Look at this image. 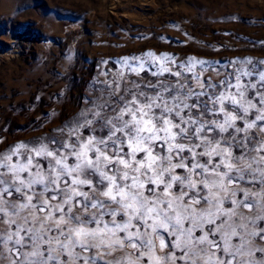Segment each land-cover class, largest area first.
<instances>
[{
	"label": "snow or ice",
	"instance_id": "obj_1",
	"mask_svg": "<svg viewBox=\"0 0 264 264\" xmlns=\"http://www.w3.org/2000/svg\"><path fill=\"white\" fill-rule=\"evenodd\" d=\"M145 57L0 152V264H264V68Z\"/></svg>",
	"mask_w": 264,
	"mask_h": 264
},
{
	"label": "rangeland",
	"instance_id": "obj_2",
	"mask_svg": "<svg viewBox=\"0 0 264 264\" xmlns=\"http://www.w3.org/2000/svg\"><path fill=\"white\" fill-rule=\"evenodd\" d=\"M148 52L207 61L213 78L264 68V0H0V152L59 136Z\"/></svg>",
	"mask_w": 264,
	"mask_h": 264
}]
</instances>
